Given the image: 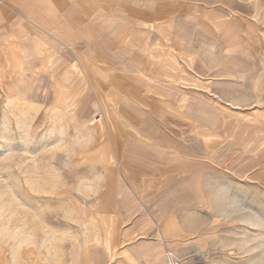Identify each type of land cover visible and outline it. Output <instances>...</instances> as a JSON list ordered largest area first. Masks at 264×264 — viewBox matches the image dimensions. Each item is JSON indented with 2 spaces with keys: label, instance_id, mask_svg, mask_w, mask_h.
<instances>
[{
  "label": "rangeland",
  "instance_id": "rangeland-1",
  "mask_svg": "<svg viewBox=\"0 0 264 264\" xmlns=\"http://www.w3.org/2000/svg\"><path fill=\"white\" fill-rule=\"evenodd\" d=\"M233 5L140 60L104 26L75 61L5 52L0 264H264V0Z\"/></svg>",
  "mask_w": 264,
  "mask_h": 264
},
{
  "label": "crops",
  "instance_id": "crops-1",
  "mask_svg": "<svg viewBox=\"0 0 264 264\" xmlns=\"http://www.w3.org/2000/svg\"><path fill=\"white\" fill-rule=\"evenodd\" d=\"M253 1L0 0V58L5 59L7 51L16 57L15 52L20 51L24 66L47 57L50 51H67L75 61L83 53L86 56L87 50L96 49L92 45L98 42V28L104 26L111 42H122V53L128 52L131 61L140 60L136 52L145 47L146 36L169 35L176 40L178 23L188 25L197 4L218 7L223 23L228 17L235 19L236 13L243 14L233 4ZM31 63L34 66V61Z\"/></svg>",
  "mask_w": 264,
  "mask_h": 264
}]
</instances>
